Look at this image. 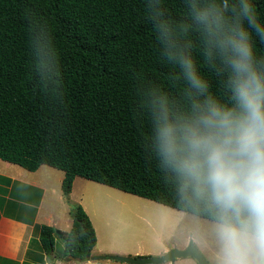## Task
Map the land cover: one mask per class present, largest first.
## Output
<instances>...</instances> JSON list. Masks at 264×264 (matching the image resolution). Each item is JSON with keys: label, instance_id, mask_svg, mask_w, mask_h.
<instances>
[{"label": "clouds", "instance_id": "9594fccd", "mask_svg": "<svg viewBox=\"0 0 264 264\" xmlns=\"http://www.w3.org/2000/svg\"><path fill=\"white\" fill-rule=\"evenodd\" d=\"M160 77L133 75L143 148L175 203L198 221L205 264H264V19L255 0H142ZM35 83L63 92L51 24L28 13Z\"/></svg>", "mask_w": 264, "mask_h": 264}, {"label": "trees", "instance_id": "16d2710c", "mask_svg": "<svg viewBox=\"0 0 264 264\" xmlns=\"http://www.w3.org/2000/svg\"><path fill=\"white\" fill-rule=\"evenodd\" d=\"M174 14L179 0H165ZM264 19V0H255ZM52 28L63 65V92L44 96L35 83L28 13ZM264 55V43L256 40ZM142 0H0V158L28 170L48 164L63 170L68 196L76 175L180 209L142 144L147 131L133 110V75L160 77ZM67 231L36 224L47 255L55 235L64 255L85 258L96 233L79 202ZM153 264V263H149Z\"/></svg>", "mask_w": 264, "mask_h": 264}, {"label": "rangeland", "instance_id": "374dc122", "mask_svg": "<svg viewBox=\"0 0 264 264\" xmlns=\"http://www.w3.org/2000/svg\"><path fill=\"white\" fill-rule=\"evenodd\" d=\"M39 166L36 171L43 178H36L35 170L0 158V174L13 176L11 183L6 185L7 193L27 194L28 200L35 204L37 200H34L33 195L36 198L43 192L51 191H54L51 194H62V204L58 195L53 198L57 204L55 214L62 226L68 222L67 217L72 218L73 204L80 201L95 228L99 247L106 246L109 252L117 254L134 255L137 246L145 249L142 251H159L164 244L170 247L186 246L191 238L199 249L194 238L199 222L181 209L79 175L73 181L71 192L65 196L57 177L62 170L48 164ZM4 178L8 180V177ZM27 198L25 196L24 200ZM56 233L60 248L63 239L59 232ZM142 251H138L137 255L148 254ZM199 251L206 256L202 250Z\"/></svg>", "mask_w": 264, "mask_h": 264}, {"label": "crops", "instance_id": "0c3cea01", "mask_svg": "<svg viewBox=\"0 0 264 264\" xmlns=\"http://www.w3.org/2000/svg\"><path fill=\"white\" fill-rule=\"evenodd\" d=\"M42 165L44 164H41L40 166ZM43 174H45V171ZM63 174L62 170V173L57 176L60 180V184ZM0 175V191L2 193L0 194V264H128V262L124 263V261L120 262V260L110 258H89L90 256L77 258L72 257L70 254L64 255L62 253L63 243L59 248L56 235L53 254L50 256L47 255V253L44 252L43 246L39 240L36 224H51L55 226V228L63 231H67L70 228L72 218L67 217L68 222H65V226H62L61 221L58 220V217L55 214L57 204L53 198L55 195H58V200L60 204H62V194H51L54 192L51 191L50 193L43 192L36 198L35 195H33L34 200H37L35 204V202H30L28 200L27 194L7 193L6 185L11 183L10 179L13 176L10 177L4 174ZM77 176L78 175L75 176L74 180ZM4 177H8V180ZM35 177L43 178L44 176L40 175L36 171ZM35 182L38 183L39 181ZM25 196L27 198L26 200H24ZM182 247H184V245H181L180 247L178 246V248ZM168 248L171 247L164 244L159 251H142L145 249L137 246L134 248L135 250L133 251V254L137 255L138 251H142L144 253H148L147 255H161ZM106 253L113 252H109L108 247L106 246L103 247L100 245L99 247V245L95 242V245L91 249L89 255ZM139 254H141V252ZM191 257L193 256L187 255L175 257L173 261L165 260L158 264H198L197 260Z\"/></svg>", "mask_w": 264, "mask_h": 264}, {"label": "water", "instance_id": "95a60500", "mask_svg": "<svg viewBox=\"0 0 264 264\" xmlns=\"http://www.w3.org/2000/svg\"><path fill=\"white\" fill-rule=\"evenodd\" d=\"M187 255L193 256L197 260L198 264H205V260L207 259L206 256L201 251H199V249L194 244L191 238L186 246L182 248H178V247L168 248L161 255H125V254H117V253H106V254H92V255L88 254L86 256L87 257L90 256L91 258H110L128 263H134V264H149V263L158 264L165 260L173 261L175 257L187 256Z\"/></svg>", "mask_w": 264, "mask_h": 264}]
</instances>
